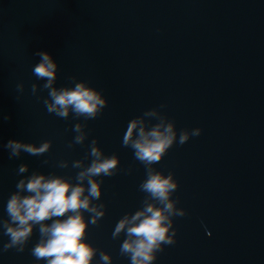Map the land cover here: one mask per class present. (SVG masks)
<instances>
[{
    "label": "water",
    "instance_id": "obj_1",
    "mask_svg": "<svg viewBox=\"0 0 264 264\" xmlns=\"http://www.w3.org/2000/svg\"><path fill=\"white\" fill-rule=\"evenodd\" d=\"M37 51L58 62L54 87L86 81L103 92L108 104L98 117L47 112L31 93L35 83L47 97L46 81L32 74ZM160 105L178 131L202 132L153 165L175 174L173 198L187 211L174 217L176 243L154 264H264V0H0V219L23 176L75 182L79 169L71 165L90 163L96 139L105 155L119 157L120 170L103 177L97 202L106 215L89 225L87 239L112 264H130L120 253L125 236L113 239L112 232L142 207L146 170L122 138L131 119ZM76 123L88 136L69 148ZM10 139L51 140L52 147L10 159L3 147ZM61 160L68 167H58ZM21 164L29 170L17 175ZM38 239L34 230L24 252H0V264H36L30 249ZM6 241L0 235V248Z\"/></svg>",
    "mask_w": 264,
    "mask_h": 264
},
{
    "label": "clouds",
    "instance_id": "obj_2",
    "mask_svg": "<svg viewBox=\"0 0 264 264\" xmlns=\"http://www.w3.org/2000/svg\"><path fill=\"white\" fill-rule=\"evenodd\" d=\"M35 55L39 61L32 67V74L36 80L46 81L42 89L47 90V97L38 95L35 83L31 85V93L43 100L48 113L62 119L71 114L74 119L83 118L84 121L93 120L102 113L108 104L102 91L86 81L74 83L72 87H54L58 62L48 51H37ZM16 89L23 92L24 84H17ZM165 107L160 105L131 119L122 138V145L133 150L134 158L146 170L145 179L139 185V190L145 193L142 207L134 214L123 215L112 232L113 239H118L121 234L125 236L120 253L129 258L130 264H154L164 246L176 243L174 217L187 215L186 209L177 207L178 199L173 198L179 188L175 174H165L153 165L175 144L183 145L191 137L201 135L202 129L178 131L175 122L162 111ZM151 119L157 122L149 126ZM85 127L81 123L73 126L76 135L69 148L84 143L88 136ZM3 147L10 159L18 158L22 152L42 156L51 149L52 141L45 140L37 145L10 139ZM87 156L90 158L87 166L81 160L71 165L79 169L75 182L64 176L40 172H32L18 180L16 191L6 202V218L0 219V235L7 237L0 252L10 249L24 252L34 230H38V242L30 249L36 264H112L110 253L89 242L87 229L106 215L105 204L97 202L102 196L103 177L116 175L120 160L116 154L105 155L96 139L90 142ZM44 163L48 162L45 160ZM57 166L66 168L68 163L61 160ZM28 170L27 164H21L17 175Z\"/></svg>",
    "mask_w": 264,
    "mask_h": 264
}]
</instances>
